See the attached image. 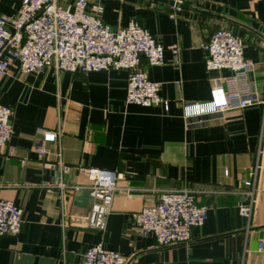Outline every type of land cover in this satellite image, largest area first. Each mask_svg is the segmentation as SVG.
I'll return each instance as SVG.
<instances>
[{
  "label": "crops",
  "instance_id": "0c3cea01",
  "mask_svg": "<svg viewBox=\"0 0 264 264\" xmlns=\"http://www.w3.org/2000/svg\"><path fill=\"white\" fill-rule=\"evenodd\" d=\"M72 1L60 0L64 6ZM90 1L103 5L101 17L112 28L137 20L164 47L161 64L142 58L141 67L159 83L167 107L126 103V70L23 73L13 65L0 78V104L13 110L12 155L0 153V199L19 206L24 223L18 235L0 236V264H82L96 244L120 253L126 264H264V250H257L264 239V191L257 192L248 232L236 206V190L254 163L260 109H230L203 122L183 116L185 103L208 101L215 80L232 74L205 66L200 44L218 28L242 39L243 55L253 62L247 77L264 92V0H181L178 7ZM21 3L0 0V13L13 15ZM43 130L61 132L66 173H60L54 142L44 143L51 153L37 156ZM83 168L121 174L102 231L88 227L91 199L78 203L83 189L61 197L55 183L60 175L65 184L88 186ZM180 188L198 190V203L208 206L189 242L161 246L151 234H136L132 214L157 203L164 190Z\"/></svg>",
  "mask_w": 264,
  "mask_h": 264
},
{
  "label": "built area",
  "instance_id": "2783aa9c",
  "mask_svg": "<svg viewBox=\"0 0 264 264\" xmlns=\"http://www.w3.org/2000/svg\"><path fill=\"white\" fill-rule=\"evenodd\" d=\"M102 13L103 5L90 0H73L65 6L60 0H22L15 14L0 13V78L15 64L23 73L45 68L82 73L126 70V103L167 107V100L158 94L159 83L150 80L141 67L142 58L149 65L161 64L164 47L137 20L132 19L125 27L114 29L103 21ZM200 48L207 69L226 68L232 74L215 80L208 101L185 103L183 116L199 117L203 122L207 115L230 109L256 106L261 112L254 163L248 178L236 190L239 195L237 211L245 219V231L248 232L257 192L264 191V92L261 93L257 83L247 77L253 62L244 57L243 41L238 35L226 28H218L200 44ZM171 50L176 56L177 46L172 45ZM12 116V108L0 104V153L7 157L12 155L8 146ZM46 142L56 144L54 155L58 158L60 173H66L69 166L61 160V132L42 131V137L35 142L39 158L51 153L44 145ZM82 171L90 178L86 187L65 184L60 175L55 176V183L61 197L70 188L89 192L92 202L88 227L102 231L121 174L101 168H83ZM197 192L189 188L164 190L157 203L145 205L132 214L135 233L151 234L161 246L189 242L191 229L201 226L207 218L208 206L198 203ZM23 223L21 208L10 200L0 199V236L18 235ZM247 235L241 263L248 251ZM257 250H264V239L257 241ZM126 263L127 258L101 244L89 247L82 258V264Z\"/></svg>",
  "mask_w": 264,
  "mask_h": 264
},
{
  "label": "water",
  "instance_id": "95a60500",
  "mask_svg": "<svg viewBox=\"0 0 264 264\" xmlns=\"http://www.w3.org/2000/svg\"><path fill=\"white\" fill-rule=\"evenodd\" d=\"M153 1L161 2V3H164V4H169L172 7H178L180 5V3L176 2L175 0H153ZM86 199H91V201L89 203L91 205V202H92L91 195L89 194V192L87 190H83L81 196H78V200L80 201V202H78L79 205L85 204L86 203Z\"/></svg>",
  "mask_w": 264,
  "mask_h": 264
}]
</instances>
